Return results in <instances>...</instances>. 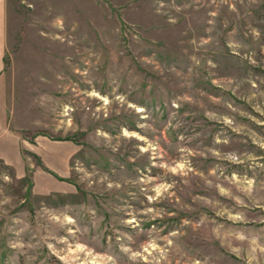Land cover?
Instances as JSON below:
<instances>
[{
	"label": "rangeland",
	"instance_id": "374dc122",
	"mask_svg": "<svg viewBox=\"0 0 264 264\" xmlns=\"http://www.w3.org/2000/svg\"><path fill=\"white\" fill-rule=\"evenodd\" d=\"M0 264H264V0H4Z\"/></svg>",
	"mask_w": 264,
	"mask_h": 264
},
{
	"label": "crops",
	"instance_id": "0c3cea01",
	"mask_svg": "<svg viewBox=\"0 0 264 264\" xmlns=\"http://www.w3.org/2000/svg\"><path fill=\"white\" fill-rule=\"evenodd\" d=\"M5 49V2L0 0V68L2 67V57Z\"/></svg>",
	"mask_w": 264,
	"mask_h": 264
}]
</instances>
